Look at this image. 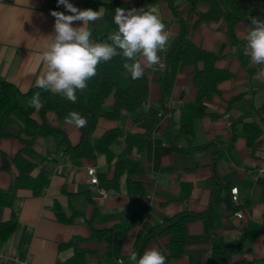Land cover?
Returning <instances> with one entry per match:
<instances>
[{"label":"crops","instance_id":"obj_1","mask_svg":"<svg viewBox=\"0 0 264 264\" xmlns=\"http://www.w3.org/2000/svg\"><path fill=\"white\" fill-rule=\"evenodd\" d=\"M114 1L136 4L138 0H69L80 10H87L88 3H96L94 11ZM154 7L170 32V40L179 33V26L168 3L155 0ZM249 10L259 20L264 21V0H234ZM52 11L71 15L57 0H0V86L3 81L14 84L22 94H27L37 87L36 80L43 68L40 56L47 43L42 37L54 35L55 18ZM189 8L183 6L180 16L188 18ZM82 22H74L73 27H81ZM92 39L100 42L104 35H110L104 17L88 25ZM227 24L202 23L192 34V41L204 49L221 57L217 63L220 70L230 71L231 80L219 86L220 94L207 103L204 118L195 124V136L182 140L179 147L200 146L209 142L220 141L228 145L232 138L234 122L249 113L253 108L264 105V79L256 78L261 66L253 75L248 73L237 54V41L227 33ZM250 30L247 24L237 27V38L246 40ZM169 40V41H170ZM162 61L150 70V94L145 105L146 119L134 125L132 117L124 115L119 121L101 119L92 137L95 143L105 132L121 128L124 133H145L152 122L161 115L159 105L160 82L164 75L165 52L160 53ZM194 68H187L176 79L172 97L169 102L172 109L191 103L196 96L193 78ZM240 96L241 100L229 106V101ZM24 107L30 105L28 98H21ZM114 99L105 102V108L114 107ZM171 108V107H170ZM179 116V114H177ZM171 116L160 124L150 140L148 149L140 158V180L148 188L146 203L149 214L142 223L133 228L124 239L116 230L102 242L89 240L93 222L94 230L117 227L127 221L131 209L137 204V196H128L124 191L107 193L98 197V188L90 184L88 170L95 168L98 177L104 175L113 178L115 167L110 166L104 156L97 160H85L75 164L72 158L58 147L55 138L36 137L31 139L30 150L23 155L22 161L16 162L17 156L24 149V143L18 138L0 140V189L9 190L16 177L21 175L38 178L43 171L48 175L49 185L41 195H35L31 189L21 188L13 207H0V223H6L13 217L18 220L17 232L7 241L0 244V252L8 257H18L29 264H57L73 256L72 250L60 251L62 243L75 237L86 239L82 248L91 251L86 264H116L123 259L125 264H132L130 257L136 254L142 238L153 227L167 217L180 212H204L211 198L207 182L213 176L215 153L213 150L184 155L173 152L166 144L164 133ZM38 120L39 118L36 117ZM258 121V119L256 120ZM47 122L61 128L73 145L81 140L78 128L61 124L55 113L47 116ZM264 131L263 121H258ZM17 132V131H15ZM117 148L116 150L118 151ZM21 162V165H20ZM221 180L239 189L242 205L236 207L231 199L230 190L224 196L223 215L216 224L219 242L225 247L236 246L247 228L251 234L244 244L240 255H225L217 258L215 264H264V136L260 144L248 147L241 126L237 127V141L232 154H226L216 164ZM60 202L66 216L71 217L73 210L82 214L73 224H62L57 220L53 203ZM242 212L243 219L236 217ZM168 238H154L146 251L156 249L166 257V264H209L212 253V242L207 222H197L188 227L187 248L180 260L171 259L167 244ZM0 264H16L0 257Z\"/></svg>","mask_w":264,"mask_h":264},{"label":"trees","instance_id":"obj_2","mask_svg":"<svg viewBox=\"0 0 264 264\" xmlns=\"http://www.w3.org/2000/svg\"><path fill=\"white\" fill-rule=\"evenodd\" d=\"M164 1L168 3L176 19L179 33L169 41L165 51V69L160 82L161 115L152 122L147 132L124 133L121 128H114L101 135L95 143L92 142V137L101 119L119 121L124 115H129L133 118L132 123L136 125L143 122L147 116L145 105L150 94V70H145L141 79L132 80L130 73L124 68L125 60L121 56H117L98 66L97 75L88 82V87L83 92H77L78 99L75 103L39 87H34L27 94H22L14 84L3 81L0 86V140L18 138L24 143L25 147L17 156L16 162L22 161L23 155L30 150L31 139L36 137L57 139L58 147L78 165L85 160L95 161L99 156H104L107 163L115 167V174L113 178L100 175V187L107 193L124 191L128 196H137L139 201L131 209L128 220L114 228L94 230L93 222L97 216L96 211L94 218L88 222L92 228L89 240L102 242L116 230L119 231V237L124 239L133 228L142 223L150 212V207L145 201L148 188L139 179L142 174L140 158L147 151L149 142L162 121L167 116H171L164 138L173 152L191 155L213 150L215 153L213 176L207 182L211 191L209 206L204 212L184 211L163 219L142 238L135 255L138 258L142 256L154 238H168L167 250L171 259L180 260L185 255L187 248L188 227L197 222H207L212 242L209 264H215L220 256L242 254L244 244L251 234V228H247L240 242L234 247H225L219 242L216 224L223 215L224 196L230 190V186L221 180L216 164L226 154L230 155L234 151L238 126H241L249 148L261 143L264 131L258 121H263L264 105L259 109L253 108L234 122L232 138L228 145L214 141L200 146L190 145L187 149L180 148L179 143L182 140L190 141L195 136V124L205 117L207 103L220 94V84L233 78L230 71L217 68L221 57L196 45L191 39V34L202 23L225 22L228 27V36L237 41V54L242 66L248 70L250 75H253L258 69H251L250 57L243 54L246 40L237 38V27L240 24H247L251 27L250 18L257 17L234 0ZM156 3L155 0H138L136 4L119 1L107 3L104 19L110 31L114 32L118 30L113 23L115 9L135 8L139 10L143 8L145 10L154 7ZM183 6L189 8L186 19L180 16ZM96 7V3L87 5V8L92 10ZM107 36L108 34L102 36L99 41H105ZM187 68H194L195 99L191 103L172 109L169 107V102L177 76ZM36 93L40 94L44 105L39 111L30 105L24 107L21 104V98L31 100ZM109 98H113L115 102L111 110L105 108V102ZM239 100H241L240 96L232 98L229 101V106ZM70 112H77L88 121L86 127L78 128L81 140L77 145L71 143L61 128L54 127L47 122L48 114L55 113L59 122L66 124L65 118ZM257 119L258 121H256ZM117 148L120 149L117 151ZM48 185L49 179L45 171L36 179L23 175L16 177L9 190L0 189V207L12 208L17 192L21 188L31 189L35 195H41ZM53 210L57 220L62 224H73L82 216L73 210V215L67 217L64 207L58 201L53 203ZM17 230L18 220L16 217L6 223H0V244L7 242ZM85 241L84 238L75 237L69 242L62 243L60 251L72 250L73 256L68 260L59 261L57 264H86L91 251L82 248Z\"/></svg>","mask_w":264,"mask_h":264},{"label":"clouds","instance_id":"obj_3","mask_svg":"<svg viewBox=\"0 0 264 264\" xmlns=\"http://www.w3.org/2000/svg\"><path fill=\"white\" fill-rule=\"evenodd\" d=\"M71 15L52 11L55 18L54 35L42 37L47 43L40 56L43 65L36 85L40 89L59 94L75 103L77 92H83L88 82L97 75L101 63L109 62L117 56L125 60L124 68L132 80L141 79L145 68H152L161 63L160 53L169 45L170 32L157 10L115 9L113 23L117 31L112 32L103 42L92 39L88 25L104 17L105 9L80 10L69 0H57ZM251 27L245 39L243 54L250 57L253 65L261 66L256 78L264 79V21L250 18ZM82 22L81 27H73L74 22ZM30 106L39 111L44 105L39 93L32 96ZM65 123L76 128L87 126V119L77 112H70ZM132 264H166V257L156 249H150L139 258L133 254ZM116 264H125L118 259Z\"/></svg>","mask_w":264,"mask_h":264},{"label":"built area","instance_id":"obj_4","mask_svg":"<svg viewBox=\"0 0 264 264\" xmlns=\"http://www.w3.org/2000/svg\"><path fill=\"white\" fill-rule=\"evenodd\" d=\"M174 105H170V107L172 108ZM88 174L90 176V184L93 186V187H96L98 188V197H96V199H99V198H103L106 196L107 192L100 187V180H99V177H98V174H97V170L95 168H90L88 170ZM230 194H231V199L234 203V205L236 207H240L242 205V201H241V198H240V193H239V189L237 187H234L230 190ZM236 217L239 218V219H243L244 218V215L242 212H236L235 213ZM0 257L6 261H14L16 264H29L28 261H22L20 260L18 257H8L6 256L4 253L0 252Z\"/></svg>","mask_w":264,"mask_h":264},{"label":"water","instance_id":"obj_5","mask_svg":"<svg viewBox=\"0 0 264 264\" xmlns=\"http://www.w3.org/2000/svg\"><path fill=\"white\" fill-rule=\"evenodd\" d=\"M176 119L178 120V117H176Z\"/></svg>","mask_w":264,"mask_h":264}]
</instances>
